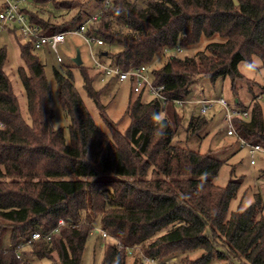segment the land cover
<instances>
[{
  "label": "trees",
  "instance_id": "obj_1",
  "mask_svg": "<svg viewBox=\"0 0 264 264\" xmlns=\"http://www.w3.org/2000/svg\"><path fill=\"white\" fill-rule=\"evenodd\" d=\"M69 1L58 5L72 8ZM236 1L110 0L88 31L120 47L106 55L121 68L150 63L165 48L188 49L206 39L203 49L182 57L169 55L151 69L153 83L164 85L169 97L185 98L198 76L213 81L228 75L234 88L232 82L243 77L238 61L257 55L264 65V0ZM95 3L102 6L103 0ZM80 13L70 18V26L34 13L29 17L43 32L52 33L68 30L89 16L79 18ZM34 51L30 41L20 44L27 68L18 67L27 122L2 69L6 52L0 46V220L9 224L11 241L8 248L0 247V264H31L15 255L13 245L35 228L55 226L51 239L58 235L56 264H80L86 237L96 221L124 245H138L156 259L175 250L185 256L201 248L189 264H204L212 258L225 264H264V207L259 196L242 209L228 210L240 180L230 178L224 187L215 184L220 161L173 140L182 119L173 102L144 101L138 93L125 110L127 130L120 132L105 118L109 128L105 133L74 88L70 69L53 68L58 98L69 119L67 142L62 129L52 125L44 64ZM75 66L80 68L86 92L103 108L93 84L100 74L90 76L81 64ZM111 80L95 89H104ZM248 112L246 119H233L235 130L264 146L260 104L254 102ZM207 123L205 115L191 114L186 131L197 135ZM59 218L64 221L57 225ZM124 245L107 243L99 264H126ZM45 252L38 249L36 254L42 257Z\"/></svg>",
  "mask_w": 264,
  "mask_h": 264
},
{
  "label": "rangeland",
  "instance_id": "obj_2",
  "mask_svg": "<svg viewBox=\"0 0 264 264\" xmlns=\"http://www.w3.org/2000/svg\"><path fill=\"white\" fill-rule=\"evenodd\" d=\"M62 0H20L19 5L29 13L37 14L40 18L49 19L59 26H64L70 23V18L77 12L82 18L92 13H95L101 7V4H96L95 0H70L68 3L73 5L72 8L66 9L58 5ZM83 10V11H82ZM83 14V15H82ZM83 21V20H82ZM80 22H76L73 26H77ZM68 26V27H69ZM72 27V28H73ZM215 40V38L211 39ZM26 39L22 38L17 31L12 32L7 29V26L0 31V46L5 49L6 58L2 69L7 75L12 93L14 94L19 112L23 119L29 122L27 113L26 96L18 75V67L26 66L20 56V44H24ZM206 39L201 40L188 49L177 51L176 49L163 50L154 56V60L148 64L151 69L159 67L169 55H191L194 51L203 49L206 44ZM120 49L115 44L104 43L96 45L92 43L90 49L81 35L73 32H66L63 43L57 45V53H53L50 49L35 50L34 53L39 60L44 64V74L50 89V107L53 112L52 125L55 128H61L64 134L65 141H69L68 124L69 119L62 108L58 98V86L53 76V68L61 72L70 69L73 86L79 93L86 109L93 118L95 124L105 133H109V128L106 119L115 123L120 132H125L129 125V117L125 113L129 100H134L138 94L132 91L130 84L126 81L115 82L109 81L108 86L104 89L100 88L107 79H95L94 90L103 108H100L94 100L86 92L80 68L75 66L72 58L79 51L81 66H83L90 76H93L95 71L92 69V57L103 62H111L109 55H101L100 51L114 53ZM59 56L61 61H57ZM237 69L243 75L242 78H236L232 83L228 75L218 76L211 81L207 76H198L191 86L190 96L198 97H217L225 98L229 105L236 109H241L244 106L247 110L254 102L260 104L261 113L264 121V65L257 55H251L250 60H240L237 62ZM97 90V91H96ZM144 101L151 99V96L145 92L141 93ZM235 99L240 102L237 104ZM182 113V119L177 128L173 140L179 142L186 147L197 150L200 153L209 152L213 157L220 161V166L216 175L213 177V182L224 187L230 178L240 180L239 188L236 194L230 199L228 210L242 209L246 207L257 194L264 207V154L255 155V163L250 164L249 154L245 147H239L238 141L234 135L226 134V122L224 121L223 109L215 105L207 111L205 117L208 123L203 127L197 135L191 134V131H186V125L189 117L197 115L198 110L191 105H184L178 109ZM165 114H169V109H166ZM163 114L160 113V116ZM261 209V211H262ZM264 210V209H263ZM83 221V218L81 219ZM80 225V224H79ZM9 224L5 220H0L1 235L0 247L8 248L11 241L8 236ZM101 227L96 221L86 237L85 247L81 253L80 264H99L104 247L107 243H113L114 238L111 235L102 236ZM57 239H51L49 242L34 243L29 242L21 245L20 257L27 258L31 264H56L59 262L57 250ZM133 251L127 253L126 264H153L152 262L142 261L139 253L143 252L139 246H133ZM46 250L45 256L40 257L36 251ZM202 251L201 248H195L185 256L182 253L174 251L160 258L165 261V264H189L195 256ZM204 264H225L224 260L212 258Z\"/></svg>",
  "mask_w": 264,
  "mask_h": 264
},
{
  "label": "built area",
  "instance_id": "obj_3",
  "mask_svg": "<svg viewBox=\"0 0 264 264\" xmlns=\"http://www.w3.org/2000/svg\"><path fill=\"white\" fill-rule=\"evenodd\" d=\"M20 0H0V31L7 26L17 31L18 34L30 41L32 49H50L53 53H57V45L63 43L65 40L66 32H73L74 34L81 35L90 49L92 43L100 46L104 44L101 37L88 31L90 23L97 20L100 14L109 6L110 0H103L101 8L95 13L90 14L87 18L81 21L77 26L65 31H56L52 33H45L42 31L38 23L30 19V17L24 12V9L19 5ZM177 51H180L179 46L174 47ZM168 50V49H164ZM92 57V69L100 74V80L112 79L115 82L126 81L130 84L134 93H147L151 98L159 100L161 103L168 101L173 102L177 108H181L184 105H191L196 107L199 116H204L208 110L213 106L218 105L223 109L224 121L226 122V134L234 135L238 141L239 147H245L248 151L250 164L255 163L256 154H264V146L248 141L237 134L233 125V119L236 117L248 118L249 112L247 109H236L229 105V102L222 96L217 97H205V96H188L185 98H172L164 92V85L154 84L152 81L151 70L148 64L140 63L138 65L129 64L126 68H121L115 63H107L98 60L94 57V54L90 51ZM57 61H61L59 56L56 57ZM62 218L58 219V224L62 223ZM57 226L51 230L33 229L28 236L19 239L14 245L13 250L17 257H20L21 245L34 240H42L43 242L51 241V232L56 230ZM102 236L109 235L104 229L101 231ZM114 238V237H113ZM115 245L123 246V242L120 239L114 238ZM126 252L131 253L133 251L132 245H124ZM142 261L152 262L153 264H165V261L156 259L143 252L139 253Z\"/></svg>",
  "mask_w": 264,
  "mask_h": 264
},
{
  "label": "water",
  "instance_id": "obj_4",
  "mask_svg": "<svg viewBox=\"0 0 264 264\" xmlns=\"http://www.w3.org/2000/svg\"><path fill=\"white\" fill-rule=\"evenodd\" d=\"M234 4H237V1L236 0H232ZM102 55H106V51H101L100 52ZM73 62L75 65H79L81 64V59H80V56H79V51L76 50V54L75 56L72 58ZM236 100V99H235Z\"/></svg>",
  "mask_w": 264,
  "mask_h": 264
},
{
  "label": "clouds",
  "instance_id": "obj_5",
  "mask_svg": "<svg viewBox=\"0 0 264 264\" xmlns=\"http://www.w3.org/2000/svg\"><path fill=\"white\" fill-rule=\"evenodd\" d=\"M155 119H156L157 121H159L160 118H159V117H156Z\"/></svg>",
  "mask_w": 264,
  "mask_h": 264
}]
</instances>
